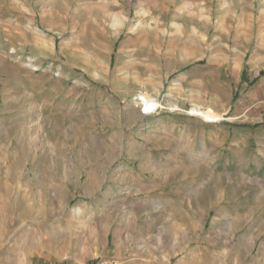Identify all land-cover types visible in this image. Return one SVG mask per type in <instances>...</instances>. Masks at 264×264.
Returning <instances> with one entry per match:
<instances>
[{"label": "rangeland", "instance_id": "obj_1", "mask_svg": "<svg viewBox=\"0 0 264 264\" xmlns=\"http://www.w3.org/2000/svg\"><path fill=\"white\" fill-rule=\"evenodd\" d=\"M263 131L264 0H0V264L61 254L80 207L162 263L264 264ZM167 202L214 207L145 238Z\"/></svg>", "mask_w": 264, "mask_h": 264}, {"label": "crops", "instance_id": "obj_2", "mask_svg": "<svg viewBox=\"0 0 264 264\" xmlns=\"http://www.w3.org/2000/svg\"><path fill=\"white\" fill-rule=\"evenodd\" d=\"M257 104L259 105V100H256ZM234 111L236 116H238L239 112H241L239 109H233L231 112ZM242 114V113H241ZM245 120H247V117H245ZM264 133V131L262 132ZM257 135V140L261 141L262 137H259ZM248 138L245 140H240V144L247 143ZM262 142V141H261ZM171 142L165 143L163 146L166 149L173 148ZM177 145H179V142H176ZM167 153L165 155H171V153H176L174 157L178 158H201L205 156L199 155L196 151H184L180 152V150H169L166 151ZM170 153V154H169ZM233 155L234 153L231 152ZM242 154V152H241ZM240 157V156H238ZM243 157V155H242ZM200 174L198 171H193L185 173L183 172L180 177L173 178L170 176L169 173H167L166 177L159 180V183L161 186H158L156 189L164 190H179V189H189V190H196L197 186L200 182ZM176 185V186H175ZM183 185L182 187H180ZM187 188H185V186ZM214 204H209L208 207L206 206H198L197 209H194L191 203L188 204H182V203H174V202H167L164 204H160L159 207L156 206L150 210L146 209L145 215L150 218L151 223L154 224V227L151 226V228H157L156 233H152L149 235L148 232H146L145 238H155L159 237V239L164 238V242H166L165 239L168 238H174V233L176 232H182L184 233L185 229V223L195 222V221H202L204 220L207 215L210 213V210ZM82 208V211L81 209ZM75 209L74 212L71 210V214L69 215V221L65 223L64 230L67 233L64 237L61 238V234L59 233V229L61 228H55L56 235H58V240L60 241L59 244L64 245V251L61 254L52 255L53 251L51 249H48L46 252L47 254H44L43 260L46 264H89L94 263L98 260H113V261H119L123 264H166L162 263V259L164 261H167V247L163 254H166V256H159L162 254V252H158V250L162 249V247L157 246H145L143 249H136L135 247H128L127 243L122 241L121 242H114L112 240V236L110 232L111 229L109 227L106 228L103 227V217L99 214H91L90 208H84L80 207ZM87 209V210H86ZM159 209V210H158ZM90 211V212H88ZM156 211H158L156 213ZM87 216V217H86ZM199 218L197 220V218ZM87 220V222L94 223L95 228L92 231H85L82 230V228L72 229V226L69 225L72 222H76L78 220ZM83 223V222H82ZM157 224H160L158 227ZM100 225V226H99ZM71 227V228H70ZM53 231V230H51ZM118 231V230H117ZM119 238L123 237L124 232L119 231L118 232ZM134 235H129L128 238L132 241L136 239L137 236V230L134 232ZM173 234V235H172ZM86 237L89 239V241H86ZM73 240H76L75 245L73 246ZM136 242V241H134ZM40 249L41 245H40ZM42 252V251H41ZM61 252V251H58ZM156 252V254H155ZM43 254V252H42ZM56 254V253H55ZM60 255V256H59ZM162 258V259H161Z\"/></svg>", "mask_w": 264, "mask_h": 264}, {"label": "bare ground", "instance_id": "obj_3", "mask_svg": "<svg viewBox=\"0 0 264 264\" xmlns=\"http://www.w3.org/2000/svg\"><path fill=\"white\" fill-rule=\"evenodd\" d=\"M153 106H155L156 105V103L153 101L152 103H151ZM149 111V110H148ZM198 113H200V111H196V110H190V112H189V114L191 115V116H200V117H202V118H207V116L205 115V114H201V115H199Z\"/></svg>", "mask_w": 264, "mask_h": 264}, {"label": "built area", "instance_id": "obj_4", "mask_svg": "<svg viewBox=\"0 0 264 264\" xmlns=\"http://www.w3.org/2000/svg\"><path fill=\"white\" fill-rule=\"evenodd\" d=\"M93 264H121L117 261H111V260H100V261H97Z\"/></svg>", "mask_w": 264, "mask_h": 264}]
</instances>
